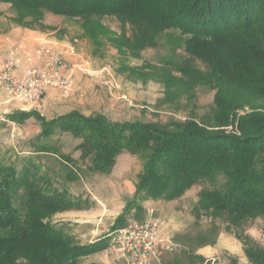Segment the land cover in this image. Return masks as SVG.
Returning a JSON list of instances; mask_svg holds the SVG:
<instances>
[{
    "label": "trees",
    "instance_id": "16d2710c",
    "mask_svg": "<svg viewBox=\"0 0 264 264\" xmlns=\"http://www.w3.org/2000/svg\"><path fill=\"white\" fill-rule=\"evenodd\" d=\"M0 2L14 6L21 19L37 21L45 12L76 18L94 41L106 32L118 49H135L133 35L130 41L111 37L100 21L106 16L131 25L141 48L150 45V33L178 31V47L187 61H198L208 70L201 75L195 68L177 67L198 80L188 87L186 98L191 102L198 86L214 92L205 116L166 124H113L101 116L77 113L50 121L34 112L7 115L14 123L34 118L41 132L28 143L38 155H28L19 169L0 164V264H81V258L101 241L78 245L49 223L56 213L83 207L66 187L53 186L55 177L45 170L40 156L56 155L59 148L51 139L62 133L79 140L75 151L81 165L68 156H63V162L83 165L85 173H110L116 157L125 152L143 162L135 192L111 231L124 226L132 211L140 213L146 200L173 201L196 185L209 184L197 195L191 209L194 219L219 221V227L233 232L242 243L249 264H264V248L238 233L247 223L264 220V0ZM59 165L63 177L69 178L67 167ZM186 261L203 264V258L193 253Z\"/></svg>",
    "mask_w": 264,
    "mask_h": 264
},
{
    "label": "rangeland",
    "instance_id": "374dc122",
    "mask_svg": "<svg viewBox=\"0 0 264 264\" xmlns=\"http://www.w3.org/2000/svg\"><path fill=\"white\" fill-rule=\"evenodd\" d=\"M37 21L30 20L29 17L28 19L24 17L21 19L14 6L0 2V48H3L7 41H13L14 30L17 32H34L46 40L59 41L68 46V49H66L68 53L65 55L52 49L48 43L36 44L32 47L31 52L28 50L24 51L25 49L21 46V49H19L18 45L20 44L10 46L6 52L0 50V76L13 53H17L19 57L15 69L17 78H20L30 65L34 64L45 68L44 60L35 62L33 51L38 45L48 47L62 62L52 72V79L56 82V85L46 86L32 100L9 95L0 89V102L5 97L6 99H11L8 103L9 108L13 105L21 107V110L16 112H34L40 116L39 113L33 110L38 108L45 92L50 90L56 92L58 97L67 102V104L62 103L69 112L62 116L71 113H77L84 117L101 116L113 124L139 123L145 125L151 122L166 124L170 121H184L189 119V117L199 120L209 112L214 92L206 87L198 86L191 102H189V98H186L188 87H193L197 83L195 81L197 79L196 76L188 78L180 73L181 71L176 70L177 67L181 66L184 69L189 68L191 70L195 68L196 73L201 75H206L208 70L198 61H187V56L178 47L180 42L178 31H169L159 36L150 33V45H143L141 48L142 45L139 38L134 35L135 32L131 30V25L118 22L114 16H106L100 20L107 32L111 33L110 36L115 39H123L125 37L130 41L133 35L132 43L135 49L130 50L125 46L121 48L119 46V49L115 47L106 32L101 33L102 35L98 37L97 41H94L89 34H86L84 28H82L83 26L80 25V20L76 18L45 12ZM136 30L138 29L136 28ZM18 36H21V34L19 33ZM77 73L80 76L79 81H77L79 85L75 82ZM2 112L3 109L0 103V164L6 166L16 165L17 169H19L21 162L26 161L25 158L28 155H18L17 153L21 151L23 142L28 140L35 128L29 123L13 125L11 122L10 124L6 120V115L12 114V112ZM40 117L44 119L42 116ZM3 119L5 121H1ZM230 130L228 127L225 131L229 132ZM52 142V145L54 143L57 145L60 142L61 151L65 153L71 151L74 145V142L69 138L61 136H55ZM69 154L70 158L72 157L71 155H74L73 151ZM41 157H44V166L52 168L49 171L50 175L56 178H52L54 187L63 188V185L67 184L70 187L69 189L66 187L67 192L75 195L79 194L78 191H81L82 185L89 188V184L86 181L81 182L79 180L80 186L73 181L75 180L74 178L79 179V176L83 179L85 178L86 171H83L85 170L83 165L81 167L79 165L76 167L75 164L71 163L64 165L67 167V171L70 172V177L66 179L63 178L64 171L60 168L59 160L54 158V161L49 159L51 157ZM77 162L80 164L79 161ZM137 162L140 161L138 160ZM196 186L208 188L210 185L200 184ZM91 187L92 189L94 188L92 185ZM195 190L198 189L196 188ZM75 195L74 198L79 199ZM197 195V193H194L190 201L183 202L182 206L184 205L186 209L183 208L182 213H176L179 217L174 223L175 227L183 229L190 226L191 235L189 233V235L184 234L185 237L181 238L184 245L182 248H180L179 243L180 237L178 239L174 238L176 242L167 238V236H171L170 232L167 233L165 238H160L162 240L160 244H163L164 251H167L163 242L164 239H169L172 244L171 250L167 251L169 253L164 252L162 258L165 261H169L172 257L180 261H186V258L196 248L204 247L202 244L205 242L209 243L213 248L215 245V248L214 250L212 249L213 253L209 258H203V264H227L230 260H236L238 264H249L243 253V245L233 232H226L223 227H219V221L217 223L212 222L204 217L200 221L194 219L191 209L195 204L193 200L197 199ZM81 204L84 207L86 201H82ZM56 214L49 218V223ZM157 222L161 227L162 222L159 220ZM51 226L56 231L66 228L64 226L60 229L61 225L59 224H51ZM238 233L247 237L251 244L264 248L263 219L258 218L253 222L247 223L239 229ZM109 258L110 260L113 259L112 256ZM111 262L113 263V260Z\"/></svg>",
    "mask_w": 264,
    "mask_h": 264
},
{
    "label": "crops",
    "instance_id": "0c3cea01",
    "mask_svg": "<svg viewBox=\"0 0 264 264\" xmlns=\"http://www.w3.org/2000/svg\"><path fill=\"white\" fill-rule=\"evenodd\" d=\"M15 34L13 38V41H7L0 50H3V52H6L9 47L18 45L19 49L23 47L26 51L29 52L32 51V47L36 44L40 43H48L49 46H51L52 49L59 51L63 55L68 53V46L65 45L62 42L59 41H50L46 40L43 37L37 35L34 32H17L13 31ZM21 34V36H18V34ZM21 46V47H20ZM62 50V51H60ZM68 58V57H67ZM75 82L77 85L79 83L80 76L78 73L75 76ZM11 100V99H10ZM9 99L4 98L3 101H1L2 113H9L10 111L16 112L17 110H21L20 106L13 105L11 108L8 107V103L10 101ZM67 104L66 101L58 97L57 93L54 91H46L44 97L40 101L38 108L36 110H33L37 113H39L40 116H42L45 120L50 121L52 119H55L57 117H60L64 114H67L69 111L66 110L63 106V103ZM74 111V110H73ZM11 114V113H10ZM9 115V114H7ZM6 115V116H7ZM7 120V119H6ZM1 121H5L4 119ZM8 122L11 124V121L8 120ZM7 123V122H5ZM13 125H21L24 123H29V125H33L35 129H33V134L28 137V140L23 142L22 149L18 155H38L36 153H33L34 151L32 148L29 147V145L26 143H29L31 140H33L35 137H37L40 132L41 128L39 125V122H37L34 118L27 119L23 121L22 123H14ZM8 124V123H7ZM57 136H61L63 138H69L71 141L74 142L73 148L71 151H68V153L61 151V144L57 143V145L54 143L53 145L56 146L58 149V152L56 155L53 154H43L40 156H46L51 157L49 159L54 160L56 158L60 161V163L66 165L67 163L63 162V156L70 157L69 153L73 151L74 155H71L72 161H77V155L78 153L75 151L76 146L79 144V140L71 136L70 134L62 133V134H56L52 137V139ZM51 139V141H52ZM53 143V142H52ZM16 150V149H15ZM76 152V153H74ZM62 158V159H61ZM62 160V161H61ZM140 162H137V161ZM55 161V160H54ZM142 161L129 153H121L116 157L115 164L108 174H93V173H85L84 179L79 176L78 178H74L76 183L80 186V181H86L89 184V188L82 185L81 191H78L79 194L75 195L73 193H69L71 197L74 198V195L78 197L79 201H86V205L84 207H81L80 209H72L68 211H63L60 213H57L55 216H53V220H50V223L52 225L59 224L60 229L66 226V228L62 229L60 231L61 233L67 235L68 237L72 238L76 244L84 246L89 244H94L96 242H99L101 240L95 251L91 252L87 256H84L81 258L80 263L81 264H123L118 262H111L113 259L110 260V256L106 255L104 253V248L107 247V243L109 240V235L111 233V226L113 225L115 219L121 214L124 204L127 200H129L134 192H135V184L137 181V177L142 172L143 169V163L141 165ZM138 164V165H137ZM137 165V166H136ZM45 170H50L49 166H44ZM84 168V167H83ZM84 171V170H83ZM64 178V177H63ZM79 181V182H78ZM74 184V183H73ZM91 185L94 187L92 189ZM70 188L67 184L63 185V187ZM99 186V190H98ZM198 190H195V189ZM201 188L194 186L191 189L187 190L184 195L176 200L173 201H163V200H146L141 203L142 211L140 213H136L132 211L129 216H127L126 222L130 220H142L144 219L147 214V211H151V214L148 215L151 217V219H156L155 221L159 220L162 222V226H159V234L160 238H165L167 233H171V236H167V238H170L172 241H174V238H179L180 248H182L183 240L182 237H185L186 235H191V232L189 229H191L190 226H187L186 228H179L175 227V221L178 219L179 216L176 215V213L182 211L186 208H184V205L182 206L183 202L190 201L191 197L194 195V193H199ZM196 203V200H193ZM82 205V204H81ZM184 208V209H183ZM155 216V217H154ZM173 226L171 227V225ZM71 228V230H69ZM175 228V230H174ZM189 233V234H188ZM176 242V241H174ZM104 245V246H103ZM103 246V249L101 247ZM204 247L202 248H196L192 253L195 256L202 257L204 259L209 258V256L213 253L212 249L214 250L213 246L209 244H204ZM160 250V251H159ZM169 253L167 251L163 250V244H160L158 247V250L156 252V258L161 264H186L187 261H180L179 259H176L175 257H172L169 259V261H165L164 258H162L163 253ZM164 259V260H163Z\"/></svg>",
    "mask_w": 264,
    "mask_h": 264
},
{
    "label": "built area",
    "instance_id": "2783aa9c",
    "mask_svg": "<svg viewBox=\"0 0 264 264\" xmlns=\"http://www.w3.org/2000/svg\"><path fill=\"white\" fill-rule=\"evenodd\" d=\"M35 62L44 60L46 67L30 65L20 78L15 76L18 54L13 53L0 76V89L9 95L25 100L36 98L46 86L56 85L52 79L57 67L62 64L58 56L44 45L33 51ZM140 222L128 221L122 227L111 231L104 253L112 256L114 262L123 264H161L156 258V250L162 242L159 224L148 215ZM165 249L171 250L169 239L163 240Z\"/></svg>",
    "mask_w": 264,
    "mask_h": 264
},
{
    "label": "bare ground",
    "instance_id": "6f19581e",
    "mask_svg": "<svg viewBox=\"0 0 264 264\" xmlns=\"http://www.w3.org/2000/svg\"><path fill=\"white\" fill-rule=\"evenodd\" d=\"M8 95V94H7ZM141 221V220H140ZM140 221H134V222H140Z\"/></svg>",
    "mask_w": 264,
    "mask_h": 264
}]
</instances>
